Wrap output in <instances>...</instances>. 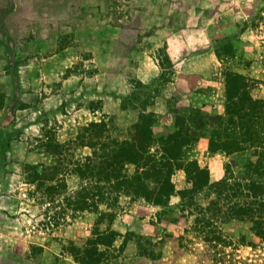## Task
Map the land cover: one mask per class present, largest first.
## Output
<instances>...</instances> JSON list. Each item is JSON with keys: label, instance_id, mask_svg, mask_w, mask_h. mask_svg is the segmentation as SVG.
<instances>
[{"label": "rangeland", "instance_id": "374dc122", "mask_svg": "<svg viewBox=\"0 0 264 264\" xmlns=\"http://www.w3.org/2000/svg\"><path fill=\"white\" fill-rule=\"evenodd\" d=\"M232 70L255 79L253 92L264 97V0H0V264H84L68 248L93 235L99 213L47 227L46 212L58 207L38 203L26 181L28 163L54 160L41 146L43 134L69 141L105 118L126 135L148 96L158 124L169 123L207 94L225 104ZM187 156L207 165L215 181L237 155L212 151L202 137ZM174 180L178 189L189 186L182 168ZM68 182L76 187L79 176L69 174ZM207 192L198 198L206 201ZM179 202L163 211L123 196L112 223L121 235L100 264H202L190 248L202 247L200 238L190 234L184 248L174 240L188 235L195 217L180 216ZM224 230L253 237L247 221ZM255 251L248 243L235 250L243 264H264V252Z\"/></svg>", "mask_w": 264, "mask_h": 264}, {"label": "trees", "instance_id": "16d2710c", "mask_svg": "<svg viewBox=\"0 0 264 264\" xmlns=\"http://www.w3.org/2000/svg\"><path fill=\"white\" fill-rule=\"evenodd\" d=\"M256 83L243 72L228 71L221 114L195 106L184 113L176 110L171 122L158 124V113L150 110L154 102L148 96L126 135L115 134L105 118L84 124L69 141L43 134L41 146L54 157L53 162L25 166L26 181L34 185L30 192L34 199L46 203L48 209L58 207L52 215L46 212L49 219L43 224L59 227L85 211L99 213L93 235L81 244L71 243L68 250L78 262L100 264L121 235L112 223L123 196L143 198L163 211L175 198L180 199L176 206L180 216L195 217L185 229L188 235L174 240L181 238L178 246L184 248L193 243L190 234L200 238L202 247L190 248L202 264H224L227 260L226 264H243L235 252L240 243L264 252V97L254 94ZM202 137L212 151L237 155L218 180L211 181L210 168L198 158L187 156ZM80 147L90 151L79 153ZM181 168L189 186L178 189L174 174ZM71 173L79 176L74 188L68 182ZM204 190L208 191L207 199L201 201L198 194ZM106 220L109 223L103 227ZM234 220L251 224L252 239H236L226 233L224 224ZM229 246L234 249L228 251Z\"/></svg>", "mask_w": 264, "mask_h": 264}, {"label": "crops", "instance_id": "0c3cea01", "mask_svg": "<svg viewBox=\"0 0 264 264\" xmlns=\"http://www.w3.org/2000/svg\"><path fill=\"white\" fill-rule=\"evenodd\" d=\"M206 95V93H203ZM207 96L209 98H207L205 101L200 102L199 104H197V106L202 107L204 110L209 111L211 113L214 114H221L224 112L225 110V104H224V100L217 98L215 101L211 100L210 98H212V95H208ZM214 101V102H213ZM213 102V104L211 103ZM204 152V151H203ZM222 157L226 158L225 154H221Z\"/></svg>", "mask_w": 264, "mask_h": 264}]
</instances>
